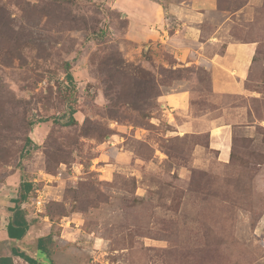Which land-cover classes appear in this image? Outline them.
Returning a JSON list of instances; mask_svg holds the SVG:
<instances>
[{
	"label": "rangeland",
	"instance_id": "1",
	"mask_svg": "<svg viewBox=\"0 0 264 264\" xmlns=\"http://www.w3.org/2000/svg\"><path fill=\"white\" fill-rule=\"evenodd\" d=\"M228 42L242 95L194 64ZM24 182L53 264H264V0H0V256Z\"/></svg>",
	"mask_w": 264,
	"mask_h": 264
},
{
	"label": "trees",
	"instance_id": "2",
	"mask_svg": "<svg viewBox=\"0 0 264 264\" xmlns=\"http://www.w3.org/2000/svg\"><path fill=\"white\" fill-rule=\"evenodd\" d=\"M64 72L66 82L69 86L64 93L65 101V113L61 118L53 119V123L61 125L63 127L75 126L77 121L74 118L77 109V97L75 93V87L73 78L70 73V67L68 63L64 64ZM30 139H26V145L30 144ZM31 190L30 183H22L21 192L15 201H13L14 207L8 210V217L4 230L7 236L9 245H11L9 256H0V264H14L13 259L19 258L26 264H53L51 254L48 249L49 237L43 236L35 240L36 247L33 252H28L24 246L19 245L25 239L27 231L29 229V222L26 219V211L22 208V205L28 200V193Z\"/></svg>",
	"mask_w": 264,
	"mask_h": 264
},
{
	"label": "crops",
	"instance_id": "3",
	"mask_svg": "<svg viewBox=\"0 0 264 264\" xmlns=\"http://www.w3.org/2000/svg\"><path fill=\"white\" fill-rule=\"evenodd\" d=\"M212 45H214V43H212ZM172 50L173 53L177 55V61L181 62V56L178 55L179 48L176 46L173 47ZM254 50L252 44L228 42L225 44L221 53H214L211 56H202L198 60L199 62H194V64L199 63L201 68L207 71L212 94L222 96L242 95L245 93V82L248 76V68L254 55ZM187 93L177 92L176 94H169L165 100H168V105L171 106V108L179 107L181 109L184 105L183 102ZM206 113L208 114V112ZM207 114H203V116Z\"/></svg>",
	"mask_w": 264,
	"mask_h": 264
},
{
	"label": "bare ground",
	"instance_id": "4",
	"mask_svg": "<svg viewBox=\"0 0 264 264\" xmlns=\"http://www.w3.org/2000/svg\"><path fill=\"white\" fill-rule=\"evenodd\" d=\"M214 130V129H213ZM218 137V136H217ZM219 143V142H218ZM216 144V143H215ZM222 145V144H221ZM226 147V146H225ZM223 157L226 155V153H227V148H223ZM225 160H226V158H225Z\"/></svg>",
	"mask_w": 264,
	"mask_h": 264
},
{
	"label": "built area",
	"instance_id": "5",
	"mask_svg": "<svg viewBox=\"0 0 264 264\" xmlns=\"http://www.w3.org/2000/svg\"><path fill=\"white\" fill-rule=\"evenodd\" d=\"M41 205V200L38 199L37 202H36V206H40Z\"/></svg>",
	"mask_w": 264,
	"mask_h": 264
}]
</instances>
